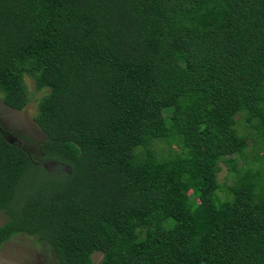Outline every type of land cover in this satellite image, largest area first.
Listing matches in <instances>:
<instances>
[{
  "label": "trees",
  "instance_id": "1",
  "mask_svg": "<svg viewBox=\"0 0 264 264\" xmlns=\"http://www.w3.org/2000/svg\"><path fill=\"white\" fill-rule=\"evenodd\" d=\"M24 76L45 90L38 150L69 172L0 134V241L35 235L57 264H264L262 158H225L240 112L264 146V0H0L6 107L28 103Z\"/></svg>",
  "mask_w": 264,
  "mask_h": 264
},
{
  "label": "rangeland",
  "instance_id": "2",
  "mask_svg": "<svg viewBox=\"0 0 264 264\" xmlns=\"http://www.w3.org/2000/svg\"><path fill=\"white\" fill-rule=\"evenodd\" d=\"M23 82L29 96L28 103L21 110H13L0 100V134L10 143L20 146L30 157L32 163L40 164L49 174L61 175L69 172L68 166L57 163L50 159H44L38 150V144L45 139V134L40 130L33 120L35 112V100L45 91H36L32 80L24 76ZM235 129L238 134L244 136L242 142L244 147L237 153H232L225 158H230L235 162L236 167L248 166L255 168L256 159L262 158L260 165L264 176V146L253 152L251 150V138L248 135V127L243 120V113L235 115ZM251 134V132H250ZM153 149L160 156L169 155L170 152L177 150L176 144L172 143L168 152L167 144L155 142ZM246 163H243L244 160ZM256 162V163H255ZM216 178L221 188L228 186L233 179V172L229 165L218 161ZM225 189V188H224ZM183 195L190 198L191 190L183 188ZM217 197L221 200L225 198V190H218ZM6 219L5 214L0 211V224ZM100 253L94 252L91 255L92 264H96L100 259ZM0 264H57L53 252L44 240L38 239L35 235L25 232H16L7 239L0 241Z\"/></svg>",
  "mask_w": 264,
  "mask_h": 264
}]
</instances>
